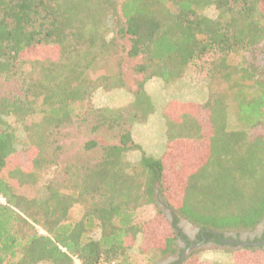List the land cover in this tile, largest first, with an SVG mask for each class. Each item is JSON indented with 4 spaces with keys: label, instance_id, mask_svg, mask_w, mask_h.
I'll list each match as a JSON object with an SVG mask.
<instances>
[{
    "label": "trees",
    "instance_id": "16d2710c",
    "mask_svg": "<svg viewBox=\"0 0 264 264\" xmlns=\"http://www.w3.org/2000/svg\"><path fill=\"white\" fill-rule=\"evenodd\" d=\"M114 48L116 70L91 75ZM213 53L228 90L207 89L203 104L169 101L148 149L146 123L158 107L149 83L179 79ZM263 55L264 0H0V78L19 77L23 92L0 97V264H135L147 231L161 258L180 249L170 264H201L197 250L183 258L179 217L200 239L255 230L264 221ZM131 61L134 84L124 70ZM72 126L114 141H85L59 169ZM19 146L34 152L29 168L17 161ZM39 182L37 195L21 190ZM161 200L173 222L161 209L143 222L138 210ZM251 248L234 250L233 263L264 264L262 248Z\"/></svg>",
    "mask_w": 264,
    "mask_h": 264
},
{
    "label": "rangeland",
    "instance_id": "374dc122",
    "mask_svg": "<svg viewBox=\"0 0 264 264\" xmlns=\"http://www.w3.org/2000/svg\"><path fill=\"white\" fill-rule=\"evenodd\" d=\"M206 12L211 15L215 16L216 10L214 7L207 8ZM121 55V51L117 48L110 50L108 53H105L99 61L98 68H94V71L91 72V75H96L101 71L106 70H116L118 62V56ZM220 54L213 53L203 57L201 60L194 62L191 64L187 70L186 75L182 76L179 79L162 83L157 81H151L149 83V89L151 92L156 94V98L158 99V107L157 111L151 116L150 121L147 122L149 126V132H145V146L148 149H151L155 146V143L158 140L156 136V130L163 126V121L169 120V116L167 115L165 109L166 104L169 101H179V102H194L203 104L206 102V91L209 89L210 91H226L229 88V81L222 76L217 68L216 62ZM135 63V61H131L130 63H125V72L128 81L131 84H134L136 78L140 76L133 71L131 64ZM261 65L264 68V55L261 57ZM22 80L17 77L12 80H6L4 78H0V97H9V98H16L22 96ZM199 110H203L201 107ZM200 117L205 119L204 111H199ZM236 103L233 102L229 107V115H230V127L237 128L239 127V123L236 120ZM11 121L15 125L17 129L18 135L23 139V141H27V135L24 133L21 128L19 127V123L14 121V118H11ZM145 126V125H144ZM68 132L66 136L62 138L60 141L62 145H64V152L61 153L59 158V169L69 161H74L80 158V155L83 152V144L85 141L90 139H97L103 142H112L114 139L108 138L104 134H95L86 132L84 127L80 129H76L75 127H69L64 130ZM264 132V129H262ZM64 132V133H65ZM143 135V136H144ZM30 149L26 146H19L18 147V157L17 161L20 165L29 168L31 166V156L34 154L33 151H29ZM58 171V168L50 169L46 173L43 174L41 177L42 182L53 176ZM170 179H174V176L171 174L169 175ZM42 182H39L37 185L34 186H25L22 187L21 190L26 193L27 195L33 196L37 195L40 190L39 186H41ZM40 184V185H39ZM1 201H4L2 197H0ZM158 209L164 211V214L167 218L168 223H172L174 220V215L177 214L173 208L167 204V202L161 200L156 204H149L144 207H141L138 210L139 218L144 221H150L157 212ZM83 213V207L81 205H77L72 209L71 212V220L75 221L78 220ZM180 218V217H179ZM179 226L185 230V232L192 236L194 232H196L197 228L187 222L184 219L179 221ZM154 232L147 231L143 236L139 238L136 242L134 247V259L135 264H151L152 260L156 262L154 264H170L176 261L179 258L178 255L168 256L166 258H161L160 250L158 247H155L154 241ZM157 244V243H156ZM247 247V246H244ZM252 247V246H248ZM254 247V246H253ZM146 248V249H145ZM243 248V247H241ZM241 248H235L234 246H203L197 248L196 252V261L201 264H236L234 262V250H238ZM140 249L145 250L144 253H140ZM251 249H259V247H254ZM264 253V248H262ZM194 252V250L192 251ZM192 252L184 251L183 258H187ZM249 255V256H248ZM251 254H247L246 257L249 259ZM40 264H52L50 262H42Z\"/></svg>",
    "mask_w": 264,
    "mask_h": 264
},
{
    "label": "flooded vegetation",
    "instance_id": "af4514ba",
    "mask_svg": "<svg viewBox=\"0 0 264 264\" xmlns=\"http://www.w3.org/2000/svg\"><path fill=\"white\" fill-rule=\"evenodd\" d=\"M180 220L181 218H179V221ZM183 231L185 232L184 229ZM212 232L219 236L221 242L216 241L214 238L208 240L205 231H203L202 238L200 239V237L198 236L199 234V228H198L192 236L188 235L185 232V234H187L188 236V241L179 239V247L181 249L183 248L185 252L186 251L192 252L197 248L208 245H212V246L232 245L235 248H241L244 246H254V247L264 248V221L261 224H259L255 230L251 232L232 231V232H226L225 234H222L220 232L216 233L215 231ZM180 252L181 251L179 249L176 255L178 254L180 255Z\"/></svg>",
    "mask_w": 264,
    "mask_h": 264
},
{
    "label": "water",
    "instance_id": "95a60500",
    "mask_svg": "<svg viewBox=\"0 0 264 264\" xmlns=\"http://www.w3.org/2000/svg\"><path fill=\"white\" fill-rule=\"evenodd\" d=\"M181 219H184L183 217H180ZM186 220V219H185ZM187 222H189L188 220H186ZM190 223V222H189ZM190 224H192V223H190ZM193 225V224H192ZM194 226V225H193ZM196 227V226H195ZM197 229H198V227H196ZM216 233H219V232H217V231H215Z\"/></svg>",
    "mask_w": 264,
    "mask_h": 264
},
{
    "label": "crops",
    "instance_id": "0c3cea01",
    "mask_svg": "<svg viewBox=\"0 0 264 264\" xmlns=\"http://www.w3.org/2000/svg\"><path fill=\"white\" fill-rule=\"evenodd\" d=\"M165 121H163V125H164Z\"/></svg>",
    "mask_w": 264,
    "mask_h": 264
}]
</instances>
